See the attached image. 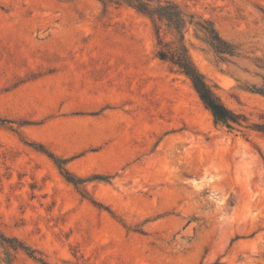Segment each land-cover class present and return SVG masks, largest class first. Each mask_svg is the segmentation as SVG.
<instances>
[{"label": "rangeland", "instance_id": "374dc122", "mask_svg": "<svg viewBox=\"0 0 264 264\" xmlns=\"http://www.w3.org/2000/svg\"><path fill=\"white\" fill-rule=\"evenodd\" d=\"M0 264H264V0H0Z\"/></svg>", "mask_w": 264, "mask_h": 264}, {"label": "trees", "instance_id": "16d2710c", "mask_svg": "<svg viewBox=\"0 0 264 264\" xmlns=\"http://www.w3.org/2000/svg\"><path fill=\"white\" fill-rule=\"evenodd\" d=\"M148 6L149 5L147 3H139V5H137V8L139 10L152 14L149 11ZM168 18L172 20V18ZM212 39L214 47L219 52L231 54L232 49L229 47L226 41L221 38L218 33L212 35ZM158 54L162 59H169L174 64L178 65L180 69L190 78L201 99L206 104V106L213 112L217 121L226 123L229 126L232 123L239 124L242 121V115L230 110L214 93L212 88L207 83L204 74L197 68V66L191 59L188 49L185 45H183L179 53H175L172 56H169V52L165 51H159Z\"/></svg>", "mask_w": 264, "mask_h": 264}, {"label": "bare ground", "instance_id": "6f19581e", "mask_svg": "<svg viewBox=\"0 0 264 264\" xmlns=\"http://www.w3.org/2000/svg\"><path fill=\"white\" fill-rule=\"evenodd\" d=\"M56 132H57V130H56Z\"/></svg>", "mask_w": 264, "mask_h": 264}]
</instances>
